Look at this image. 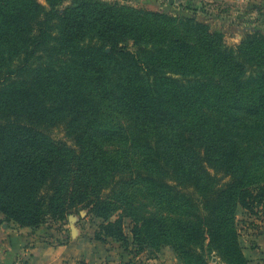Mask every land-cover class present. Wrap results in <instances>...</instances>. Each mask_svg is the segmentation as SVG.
I'll use <instances>...</instances> for the list:
<instances>
[{
  "label": "trees",
  "instance_id": "16d2710c",
  "mask_svg": "<svg viewBox=\"0 0 264 264\" xmlns=\"http://www.w3.org/2000/svg\"><path fill=\"white\" fill-rule=\"evenodd\" d=\"M45 1L47 6L40 0H0V211L5 220L39 227L50 217L62 226L85 209L101 219L95 233L100 241L134 244L136 253L171 246L184 264H208L212 252L226 264H248L237 215L240 207L256 216L264 210V32L248 34L234 51L202 23L172 17L175 25L164 43L134 52L115 49L116 43L109 53L106 45H94L104 63L115 51L132 58L152 52L165 63L176 62L163 80H170L175 111L190 113L176 126L157 108H135L102 86L93 88L80 71L65 78V71L59 78L53 75L56 102L47 104L35 82L23 78L27 69L38 64L49 74L72 68L64 57L67 48L93 46L56 44L59 33L84 19L113 26L126 6L76 0L64 9L59 6L65 0ZM125 11L164 16L133 6ZM181 24L189 27L186 31L195 29L198 40L185 35ZM101 62L94 71L103 76ZM219 73L237 81L218 84ZM244 77L259 81L251 88ZM157 95L162 97V90ZM68 109L71 121L85 122L78 147L43 135L40 121ZM209 110L216 111L215 125ZM125 216L132 219V239Z\"/></svg>",
  "mask_w": 264,
  "mask_h": 264
},
{
  "label": "rangeland",
  "instance_id": "374dc122",
  "mask_svg": "<svg viewBox=\"0 0 264 264\" xmlns=\"http://www.w3.org/2000/svg\"><path fill=\"white\" fill-rule=\"evenodd\" d=\"M40 1L46 6L48 5L45 0ZM75 1L76 0H65L60 4L59 7L70 9L72 6H74ZM103 1L108 4H119L126 7L133 6L140 10L145 9L149 11H155L161 13L160 15L163 14L164 16L156 18V14L129 12L125 11L126 7H122L123 12L116 14L117 16L115 17L118 18L114 20L113 26H111L109 23H100V20L85 21L83 18V21H77L72 24V26H70L68 31H65V33H59L56 44L62 43L63 45L67 46L69 44L85 43L93 46V49L86 47L81 50L78 49L76 45H71L70 48H67V50L70 51L66 53L64 57H66L69 65L72 66V68L68 70L60 69L58 72L54 70L48 74L46 71L49 69L42 70L38 64L27 69V72L24 74L25 77L23 78H25L27 82H35L36 87L42 93L41 96L44 97V100H46L47 104L56 102L52 93L56 84L54 83L56 80L54 78L55 76L53 75H56L59 78V76L62 75V72L65 71V74H63V77L65 78L67 75L75 76V74L80 71L82 78L85 76V81L93 84V88L96 86H102L106 92H113V95H115V98L118 99L119 102L124 104L133 103V107L135 108H157L160 110L159 114L164 116L165 122L172 120V123H174L176 126H180V124L184 123V121H188L187 116L190 113L183 112L180 114L175 111L178 109L175 107L174 100L171 99L170 94L168 93V90L171 89V87H168L170 80H163L164 72L166 70H173L172 68H176L172 67L177 64L176 62L168 61V63H165L162 56H159V54H153L152 52H146L144 54L135 53L133 55L134 58H132L127 52L115 51V57L108 59V62L104 63L100 61V52L96 51L94 45L99 46L101 43L106 45V50L109 53L112 51V45L116 43L117 46L115 49L123 48L124 51L131 49L133 52L136 51L138 47L139 49L143 48L144 45L150 46L151 44L164 43L165 38H167L165 36L170 34L173 26L175 25L169 22V18L172 17L192 18L196 22L202 23V25L206 26V31L208 34L217 33L222 37L223 44L227 45L230 50L234 51H236L238 47L242 45L248 34L258 30L264 32V29H258L259 26L255 27L250 25L252 28H243L242 24H237V15L239 16L244 12H246L248 16L251 14L246 10V7H244L241 3L236 2L213 3L206 0H171V2H169V0ZM202 3L203 5H201ZM115 7L119 8L118 6ZM261 9L262 12L257 10V13L251 16H258V14L264 15V7ZM232 11L234 13H232ZM181 26L182 28H180V30H184L185 35H188L192 40H198V33L195 29L192 28L193 30L186 31L185 29L189 27H185L183 24H181ZM109 27L115 28V31L108 29ZM117 40L118 42H116ZM61 52H63V50H60V54ZM57 55H59V53L54 55L47 54L45 59L49 60L51 58H56ZM139 60L141 63H139ZM99 62H101L106 67L105 71L107 74L103 76L102 74L96 73L94 71L96 65H101ZM235 62V59L231 60V66H235ZM56 63L58 62L56 61ZM263 63L264 61L262 60L260 64ZM58 64H60V62ZM44 66H48V63L44 64L42 67ZM262 68H264V65ZM262 68L260 69L261 72L263 70ZM249 70L250 69H248L247 72H249ZM77 76L79 75H76V77ZM155 77H158V79ZM242 79L245 83L248 82L251 88L256 85L257 81H259H256L257 78H254L252 81H250L248 77H244ZM215 80L218 82V84L222 85L232 82V80L237 81V78H234L233 75L224 76L222 73H219L216 75ZM26 81L20 80V83L22 85L28 86ZM88 86L89 85H87L86 88H88ZM157 90H162V97L157 95ZM57 102L61 106L66 107L61 104L63 101ZM209 112H212L213 114L212 122L213 125H215L216 121L214 117L216 115V111L209 110ZM50 116L51 119L49 121H40V123L42 122V126H45L43 128V135L46 136L47 139H52L55 143L58 141H63L67 143L68 146L71 145L78 147V136L84 135L83 125L85 122L81 120L71 121L73 114L71 113L70 109H68V111L64 112L59 117H52L53 115ZM213 138L214 140L216 139L215 136ZM218 146L220 145H217V147ZM214 152L218 151L215 150ZM213 163L215 170L216 168L219 169L217 158L214 159ZM212 171L215 172L214 170ZM120 214V211L116 212L113 215V219L118 218ZM69 218H73L75 223V236H83L87 240H94L95 242H93V244L97 242V244L100 246L106 247V250L109 254L103 260L104 264L160 263L155 262V260H150L157 255V252L150 247L143 249V251H139L140 253H136L138 252L137 246L134 244L130 245L129 247H124L120 242L111 239L108 241H100L96 239L95 233L98 229L101 219L90 214L88 215L87 210L85 209L81 210L79 213L70 215ZM237 218L241 232L245 221L240 213L237 215ZM123 219L125 231L132 239V219L128 216H125ZM64 225L68 226V223H65ZM66 226H61L56 222V220L48 217L39 227H43L42 232L46 233V237H54L55 239L57 238L59 242H63V240L66 238L65 236H67V240L71 238V230L69 226ZM47 231H52L53 233H51V235L48 233L47 235ZM54 231H57V233L60 232L61 235L55 234ZM43 235L45 236V234ZM110 252H113V255H111ZM168 255L172 256V253ZM112 257H114V259ZM178 259L181 262L180 264H184L181 257L178 256ZM207 260L209 261L208 264H226L225 261L219 258L216 252L207 254Z\"/></svg>",
  "mask_w": 264,
  "mask_h": 264
},
{
  "label": "crops",
  "instance_id": "0c3cea01",
  "mask_svg": "<svg viewBox=\"0 0 264 264\" xmlns=\"http://www.w3.org/2000/svg\"><path fill=\"white\" fill-rule=\"evenodd\" d=\"M206 1L241 3L251 15H255L257 10L262 12L261 8L264 7V0ZM232 13L234 12L232 11ZM251 15L248 16L246 12L237 15V24H242L243 28L259 26L258 29H264V15ZM239 213L245 221L240 241L248 257V264H264V210L256 216L249 214L243 207H240L238 215ZM67 223L71 230V238L65 242H59L57 238L46 237V233L42 232L43 227H22L14 222H8L5 220V215L0 211V264H18L20 262H23V264H104L103 260L109 254L106 247L100 246L97 242L93 244L94 240H87L83 236H75L74 228L76 226L73 218H69ZM48 233L51 235L53 232L47 231V235ZM54 233L61 235L57 231H54ZM170 253H172V256L168 255ZM110 254L113 255V252H110ZM114 257L112 258L114 259ZM150 260L160 262L159 264L181 263L171 246H165Z\"/></svg>",
  "mask_w": 264,
  "mask_h": 264
},
{
  "label": "built area",
  "instance_id": "2783aa9c",
  "mask_svg": "<svg viewBox=\"0 0 264 264\" xmlns=\"http://www.w3.org/2000/svg\"><path fill=\"white\" fill-rule=\"evenodd\" d=\"M66 238L63 240L64 242L67 241V236H65ZM18 264H23V262H20ZM25 264V263H24Z\"/></svg>",
  "mask_w": 264,
  "mask_h": 264
}]
</instances>
